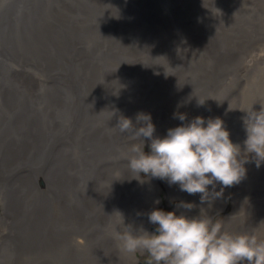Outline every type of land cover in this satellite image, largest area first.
Segmentation results:
<instances>
[{
	"label": "rangeland",
	"instance_id": "rangeland-1",
	"mask_svg": "<svg viewBox=\"0 0 264 264\" xmlns=\"http://www.w3.org/2000/svg\"><path fill=\"white\" fill-rule=\"evenodd\" d=\"M9 1L14 0H0V5ZM67 1L47 0L28 34L20 25L32 19L21 12L8 32H18L26 46L15 49L8 43L13 50L8 55L0 51V264H264V0H169L159 6L160 22L142 42L118 50L110 49V37H123L130 29H110L109 21L117 18L106 15L95 28L92 12L112 6L105 0ZM176 20L181 21L178 29ZM97 30H106L107 36ZM164 32L177 39L185 59L167 60L165 66L190 63L196 82L189 89L176 85L186 70L175 69L161 79V67L149 62L152 50L164 47ZM165 45L170 49L173 41ZM0 47H5L1 40ZM106 52L121 59H99ZM75 65L79 81L74 84ZM101 137H111L119 150L106 153ZM159 143L166 149L155 153ZM88 169L92 173L83 175ZM125 183L134 192L138 187V199L128 197ZM198 192L209 196L203 213L195 211L205 198ZM98 212L99 217H91ZM36 258L43 260L34 263Z\"/></svg>",
	"mask_w": 264,
	"mask_h": 264
},
{
	"label": "water",
	"instance_id": "water-1",
	"mask_svg": "<svg viewBox=\"0 0 264 264\" xmlns=\"http://www.w3.org/2000/svg\"><path fill=\"white\" fill-rule=\"evenodd\" d=\"M21 1V3H20ZM44 0H14L8 6L5 12L2 14L0 12V40L4 43L5 47L0 48V51H3L6 55L13 49L8 45V43L14 47H18L20 40V35L16 32H8L14 29L13 17L16 13L22 8L27 9L24 14L31 13L34 15V19L37 20L40 14L43 11V3ZM106 6H112L115 12L107 9L106 11L102 10V12L95 11L92 8L93 15L95 17L100 18L101 13H104L106 16H114L117 18V28L130 29L126 35L123 37H110L111 50H118L124 47L132 46L134 43H140L144 40V38L153 30V28L160 22L158 17L159 6L161 3L168 2L169 0H105ZM20 4V5H19ZM104 19V18H103ZM35 24H32V27ZM115 25V24H112ZM24 29L27 31L30 26L27 24L23 25ZM115 26H110L109 28H113ZM175 29L179 28V22L175 21ZM95 28H99L98 24L95 23ZM108 28V29H109ZM101 32L103 36H107L106 30H97ZM8 42L4 41L3 38ZM160 40L163 41L164 45L168 40L173 41V46L168 49L166 47H162L159 45L155 50L152 51L150 55V61L154 64V66L161 67L159 71V78H164L166 76L173 75L175 69H179L178 73L186 70L181 76L180 80L176 85H182L180 88H191L195 82L196 78L191 71V64H186L184 67H180L176 64L171 63L168 66H165L168 62L167 60L173 62L175 61H184L181 51L179 49V42L176 43L177 39L173 38L170 32H164L160 36ZM7 44H6V43ZM26 43L22 44L20 47H25ZM2 52V53H3ZM0 52V54L2 55ZM168 56L169 58H167ZM115 59L120 60V55H115ZM172 59V60H171ZM171 66H174L171 68ZM74 67L73 69V83L79 81L78 78V67ZM201 67V65H200ZM212 78H215V76ZM175 87V85L173 86ZM6 129H3L2 132L6 133L8 129V124L6 125Z\"/></svg>",
	"mask_w": 264,
	"mask_h": 264
},
{
	"label": "bare ground",
	"instance_id": "bare-ground-1",
	"mask_svg": "<svg viewBox=\"0 0 264 264\" xmlns=\"http://www.w3.org/2000/svg\"><path fill=\"white\" fill-rule=\"evenodd\" d=\"M47 0H44L43 1V3H42V5H44L45 4V2H46ZM51 1V0H50ZM56 1V0H55ZM67 1V0H66ZM69 1V0H68ZM67 1V2H68ZM176 1V0H175ZM174 1V2H175ZM255 1V0H254ZM179 2V1H178ZM187 2V1H186ZM5 3V2H4ZM7 3H8V1H7ZM9 3H10V1H9ZM20 3H21V1H20ZM57 3V2H56ZM74 3V2H73ZM49 4V3H48ZM55 4V3H54ZM9 4H1L0 5V12L3 14L4 12H5V10L7 9V6H8ZM20 5V4H19ZM66 5V4H65ZM174 4L172 3V6H173ZM245 5V4H244ZM54 6V5H53ZM171 6V7H172ZM251 6V5H250ZM46 7V6H45ZM49 7H50V5H49ZM61 7V6H60ZM68 7V6H67ZM175 7V6H174ZM174 7H172V8H174ZM182 7V6H181ZM198 7V6H197ZM249 7V6H248ZM253 7V6H252ZM177 8V7H176ZM196 8V7H195ZM263 8H264V6H263ZM27 9H29V8H22V6H21V10H19L17 13H16V15L13 17V23H14V28H15V26L17 25V23H16V21H18V17H19V14L22 12V13H24ZM45 9V8H44ZM71 9V8H70ZM110 11H112V12H115V10L113 9V8H108ZM196 9H199V8H196ZM65 10V9H64ZM180 10H181V8H180ZM248 10V9H247ZM67 11V10H66ZM172 11V10H171ZM192 11H195V10H192ZM219 11V10H218ZM72 12V11H71ZM184 12V11H183ZM203 12V11H202ZM206 12V11H205ZM204 12V13H205ZM220 12V11H219ZM218 12V13H219ZM56 13V12H55ZM190 13V12H189ZM198 13H200V12H198ZM208 13V12H207ZM212 13V12H211ZM222 13H224V12H222ZM239 13V12H238ZM264 13V12H263ZM91 14V13H90ZM89 14V15H90ZM167 14V13H166ZM175 15H176V13H174ZM179 14V13H178ZM183 14V13H182ZM185 14V13H184ZM186 14H188V13H186ZM221 14V13H220ZM258 13H256V15H257ZM27 15H30V17H31V19H32V21H26V22H23V23H21V25H20V29L23 31V32H25L26 34H28V32L24 29V27H23V25L24 24H27L28 26H32V24H35L36 23V20L33 18L34 17V15L33 14H31V13H27ZM41 15V14H40ZM92 15V14H91ZM105 14H103L102 15V13H101V17L100 18H98V17H95L94 15H93V19H94V21H95V23L96 24H98V21H100V20H102L105 16H104ZM213 16H214V14H212ZM225 15V14H224ZM223 15V16H224ZM238 15V14H237ZM254 15V14H253ZM22 16V15H21ZM68 16V15H67ZM186 16V15H185ZM185 16H183V17H185ZM202 16V15H201ZM205 16V15H204ZM204 16H202V17H204ZM210 16V15H209ZM216 16V15H215ZM220 16V15H219ZM29 17V16H28ZM69 17V16H68ZM86 17V16H85ZM84 17V18H85ZM108 17V16H107ZM110 17H112V16H110ZM170 17H171V15H170ZM189 17V16H188ZM211 17V16H210ZM242 16H240V18H241ZM263 17V16H262ZM46 18V17H45ZM49 18V17H48ZM81 18V17H80ZM176 18V17H175ZM186 18V17H185ZM206 18V17H205ZM208 18V17H207ZM53 19V18H52ZM57 19V18H56ZM71 19V18H70ZM88 19V18H87ZM87 19H86V21H87ZM171 19V18H170ZM173 19V18H172ZM178 19H180V17L178 18ZM215 19V18H214ZM76 20H78V19H76ZM184 20V19H183ZM190 20H192V19H190ZM72 21V20H71ZM74 21V20H73ZM194 21V20H193ZM210 21V20H209ZM235 21V20H234ZM241 21V20H240ZM49 22H50V20H49ZM105 22V21H104ZM180 22V24H181V21H179ZM184 22V21H183ZM189 22V21H188ZM191 22V21H190ZM207 22V21H206ZM39 23V22H38ZM53 23V22H52ZM102 23V22H101ZM117 23H118V20H110L109 21V24L111 25V26H117ZM186 23V22H185ZM237 23V22H236ZM240 23V22H239ZM264 23V22H263ZM37 24V23H36ZM62 24V23H61ZM69 24V23H68ZM87 24V23H86ZM85 24V25H86ZM112 24H115V25H112ZM200 24V23H199ZM202 24V23H201ZM80 25V24H79ZM95 25V24H94ZM194 25V24H193ZM203 25V24H202ZM226 25V24H225ZM229 25L230 24H228V27H229ZM235 25V24H234ZM239 25V24H238ZM66 26V25H65ZM68 26V25H67ZM175 26V25H174ZM36 27V26H35ZM81 27V26H80ZM197 27V26H196ZM219 27V26H218ZM234 27V26H233ZM242 27V26H241ZM257 27H259V26H257ZM264 27V26H263ZM114 28V27H113ZM180 28V27H179ZM189 28V27H188ZM201 28H203V27H201ZM208 28V27H207ZM216 28V27H215ZM231 28V27H230ZM237 28H238V26H237ZM34 29V28H33ZM39 29V28H38ZM48 29V28H47ZM49 29H50V27H49ZM86 29V28H85ZM89 29V28H88ZM111 29V28H110ZM260 29V28H259ZM258 29V30H259ZM31 30V29H30ZM53 30V29H52ZM63 30V29H62ZM93 30V29H92ZM118 30V29H117ZM120 30V29H119ZM197 30H198V28H197ZM211 30H213V29H211ZM217 30V29H216ZM233 30V29H232ZM242 30V29H241ZM241 30H240V32H241ZM244 30V29H243ZM115 31V30H114ZM186 31V30H185ZM184 31V32H185ZM206 31V30H205ZM221 31V30H220ZM222 31H223V29H222ZM230 31V30H229ZM237 31V30H236ZM51 32V31H50ZM53 32H54V30H53ZM71 32H73V31H71ZM75 32H77V31H75ZM83 32V31H82ZM178 32V31H177ZM193 32V31H192ZM198 32V31H197ZM196 32V33H197ZM202 32V31H201ZM200 32V33H201ZM239 32V31H238ZM18 35H19V33L18 32H16ZM31 33H32V30H31ZM91 33V32H90ZM181 33V32H180ZM195 33V32H194ZM204 33V32H203ZM218 33V32H217ZM233 33V32H232ZM231 33V34H232ZM243 33V32H242ZM23 34V33H22ZM35 34V33H34ZM50 34V33H49ZM53 34V33H52ZM67 34V33H66ZM96 34V33H95ZM209 34V33H208ZM212 34V33H211ZM236 34V33H235ZM240 34V33H239ZM199 35H201V34H199ZM238 35V34H237ZM109 36V35H108ZM114 36V35H113ZM122 36V35H121ZM161 36V35H160ZM195 36V35H194ZM215 36V35H214ZM225 36V35H224ZM232 36V35H231ZM247 36V35H246ZM25 38H26V36H24ZM48 37V36H47ZM158 37H159V35H158ZM197 37H198V34H197ZM234 37V36H233ZM51 38V37H50ZM71 38V37H70ZM178 38V37H177ZM198 38H200V37H198ZM208 38V37H207ZM212 38V37H211ZM222 38H224V37H222ZM221 38V39H222ZM229 38V37H228ZM247 38V37H246ZM42 39V38H41ZM213 39V38H212ZM231 39V38H230ZM236 39V38H235ZM243 39H245V38H243ZM106 40V39H105ZM156 40H157V38H156ZM184 40V39H183ZM186 40V39H185ZM192 40V39H191ZM209 40V39H208ZM237 40H240V38L239 39H237ZM69 41V40H68ZM74 41V40H73ZM96 41V40H95ZM206 41V40H205ZM211 41V40H210ZM221 41V40H220ZM220 41H217V42H220ZM246 41V40H245ZM27 42V40H23L21 37H20V40L18 41V43H19V46H21L22 44H24V43H26ZM29 42V41H28ZM142 42V41H141ZM158 42V41H157ZM181 42V41H180ZM184 42V44H185V41H183ZM198 42H200V41H198ZM213 42V41H212ZM230 42V41H229ZM233 42H234V40H233ZM61 43V42H60ZM84 43V42H83ZM87 43V42H86ZM109 43V42H108ZM196 43V42H195ZM205 43V42H204ZM206 43H209V42H206ZM205 43V44H206ZM224 43V42H223ZM27 44V43H26ZM48 44V43H47ZM56 44V43H55ZM96 44V43H95ZM144 44V43H143ZM158 44H159V42H158ZM157 44V45H158ZM168 44V43H167ZM198 44H200V43H198ZM216 44V43H215ZM224 44H226V43H224ZM237 44V43H236ZM241 44V43H240ZM243 44H244V41H243ZM59 45V44H58ZM57 45V46H58ZM64 45V44H63ZM72 45V44H71ZM93 45V44H92ZM156 45V46H157ZM161 45V44H160ZM163 45V44H162ZM195 45V44H194ZM197 45V44H196ZM221 45V44H220ZM235 45V44H234ZM34 46V45H33ZM42 46V45H41ZM138 46H139V44H138ZM166 45H164V47H165ZM168 46V45H167ZM191 46H192V44H191ZM201 46V45H200ZM199 46V47H200ZM213 46V45H212ZM226 46V45H225ZM231 46V45H230ZM229 46V47H230ZM63 47V46H62ZM96 47V46H95ZM135 47H136V44H135ZM183 47H185V46H183ZM182 47V48H183ZM187 47H190V46H187ZM221 47V46H220ZM1 48V47H0ZM23 48V47H22ZM56 48V47H55ZM108 47H106V49H107ZM155 48H157V47H155ZM210 48V47H209ZM15 49H16V47H15ZM29 49V48H28ZM41 49V48H40ZM53 49V48H52ZM129 49V48H128ZM150 49V48H149ZM193 49V48H192ZM196 49V48H195ZM199 49V48H198ZM223 49H225V47L223 48L222 47V49H221V51L223 50ZM229 49H232V47L231 48H229ZM253 49V48H252ZM255 49V48H254ZM39 50V49H38ZM45 50V49H44ZM86 50V49H85ZM143 50V49H142ZM155 50V49H154ZM200 50V49H199ZM22 51V50H21ZM30 51V50H29ZM103 51V50H102ZM153 51V50H152ZM211 51V50H210ZM220 51V50H219ZM226 51H229V50H227L226 49ZM33 52V51H32ZM46 52H47V50H46ZM50 52V51H49ZM146 52H148V51H146ZM203 52V51H202ZM225 52V51H224ZM231 52H233V50H231ZM39 53H40V51H39ZM58 53V52H57ZM190 53V52H189ZM204 53V52H203ZM208 53V52H207ZM11 54V53H10ZM29 54V53H28ZM43 54V53H42ZM49 54V53H48ZM56 54V53H55ZM59 54V53H58ZM65 54V53H64ZM127 54V53H126ZM140 54V53H139ZM193 54V53H192ZM216 54V53H215ZM260 54V53H259ZM1 55V54H0ZM41 55V54H40ZM45 55V54H44ZM69 55V54H68ZM98 55V54H97ZM148 55V54H147ZM207 55V54H206ZM217 56H218V53L216 54ZM14 56V55H13ZM28 56V55H27ZM36 56V55H35ZM46 56H48L47 54H46ZM65 56H66V54H65ZM103 56H114L115 57V55L112 53V52H106V53H104V54H102V55H98V57H99V59H101V57H103ZM135 56V55H134ZM142 56V55H141ZM190 56V55H189ZM195 56V55H194ZM209 56V55H208ZM234 56V55H233ZM9 57V56H8ZM32 57H33V55H32ZM97 57V56H96ZM138 57V56H137ZM198 57V56H197ZM202 57V56H201ZM220 57V56H219ZM2 58H3V56H2ZM21 58V57H20ZM51 58V57H50ZM196 58V57H195ZM199 58V57H198ZM216 58V57H215ZM233 58V57H232ZM4 59V58H3ZM40 59V58H39ZM44 59V58H43ZM202 59V58H201ZM231 59V58H230ZM257 59V58H256ZM9 60V59H8ZM15 60V59H14ZM20 60V59H19ZM62 60H63V58H62ZM129 60V59H128ZM198 60H200V59H198ZM206 60V59H205ZM215 60V59H214ZM222 60V59H221ZM220 60V61H221ZM228 60V59H227ZM226 60V61H227ZM12 61H13V59H12ZM29 61V60H28ZM33 61V60H32ZM35 61H38V60H35ZM94 61V60H93ZM137 61V60H136ZM190 61H192V60H190ZM252 61V60H251ZM256 61V60H255ZM14 62V61H13ZM21 62V61H20ZM39 62H40V60H39ZM42 62V61H41ZM64 62V61H63ZM100 62V61H99ZM135 62V61H134ZM198 62V61H197ZM202 62H204L203 60H202ZM209 62H211V61H209ZM213 62V61H212ZM219 62V61H218ZM228 62H229V60H228ZM15 63V62H14ZM13 63V64H14ZM30 63V62H29ZM29 63H27V64H29ZM35 63V62H34ZM136 63V62H135ZM192 63V62H191ZM194 63V62H193ZM206 63H207V61H206ZM217 63V62H216ZM18 64V63H17ZM23 64V63H22ZM58 64V63H57ZM115 64V63H114ZM209 63H207L206 65H208ZM213 64H214V62H213ZM248 64V63H247ZM4 65V64H3ZM9 65H11V64H9ZM19 65V64H18ZM50 65V64H49ZM199 65V64H198ZM201 65V64H200ZM224 65V64H223ZM231 65V64H230ZM229 65V66H230ZM30 66V65H29ZM41 66V65H40ZM202 66V65H201ZM209 66V65H208ZM211 66V65H210ZM21 67V66H20ZM46 67V66H45ZM59 67V66H58ZM199 67V66H198ZM219 67V66H218ZM221 67V66H220ZM17 68H19V67H17ZM50 68V67H49ZM62 68V67H61ZM61 68L59 67V69L61 70ZM145 68V67H144ZM202 68H204V67H202ZM206 68V67H205ZM229 68V67H228ZM258 68V67H257ZM263 68V67H262ZM8 69V68H7ZM35 69V68H34ZM52 69V68H51ZM197 69V68H196ZM195 69V70H196ZM212 69V68H211ZM219 69V68H218ZM2 70V69H1ZM16 70V69H15ZM58 70V69H57ZM194 70V72H198V71H195ZM213 70V69H212ZM229 70V69H228ZM48 71V70H47ZM70 71V70H69ZM206 71V70H205ZM215 71V70H214ZM41 72H43V71H41ZM50 72V71H49ZM131 72V71H130ZM3 73H4V71H3ZM25 73V72H24ZM46 73V72H45ZM94 73V72H93ZM149 73V72H148ZM212 73V72H211ZM257 73H259V72H257ZM2 74V73H1ZM42 74V73H41ZM44 74V73H43ZM49 74V73H48ZM58 74V73H57ZM56 74V75H57ZM205 74V72H203V75ZM261 74V73H260ZM60 75V74H59ZM69 74H66V77L68 76ZM139 75V74H138ZM198 75V74H197ZM29 76V75H28ZM142 76V75H141ZM194 76H195V73H194ZM210 76V75H209ZM209 76H208V78H209ZM212 76V75H211ZM49 77V76H48ZM89 77V76H88ZM206 77H207V75H206ZM224 77H225V75H224ZM227 77H229V76H227ZM256 77V76H255ZM254 77V78H255ZM109 78V77H108ZM154 78H157L156 76L154 77ZM153 78V79H154ZM226 78V77H225ZM10 79V78H9ZM167 79V78H166ZM207 79V78H206ZM219 79V78H218ZM223 79V78H222ZM97 80V79H96ZM130 80V79H129ZM175 80V79H174ZM198 80V79H197ZM210 80V79H209ZM217 80V79H216ZM12 81V80H11ZM45 81V80H44ZM202 81H203V79H202ZM208 81V80H207ZM213 81H215V80H213ZM249 81V80H248ZM87 82V81H86ZM105 82V81H104ZM199 82V81H198ZM219 82H220V80H219ZM218 82V83H219ZM262 82V81H261ZM149 83H150V80H149ZM202 83V82H201ZM210 83H213V82H210ZM222 83H223V80H222ZM248 83H250V81L248 82ZM11 84V83H10ZM9 84V85H10ZM83 84V83H82ZM143 84V83H142ZM147 84V83H146ZM176 84H177V82H176ZM4 85V84H3ZM22 85V84H21ZM62 85V84H61ZM81 85V84H80ZM157 85V84H156ZM175 85V84H174ZM173 85V86H174ZM214 85V84H213ZM212 85V86H213ZM12 86V85H11ZM17 86V85H16ZM33 86V85H32ZM83 86V85H82ZM164 86V85H163ZM172 86V87H173ZM201 86V85H200ZM199 86V87H200ZM225 86H227V85H225ZM209 87H211V86H209ZM221 87V86H220ZM52 88V87H51ZM111 88V87H110ZM131 88V87H130ZM208 88V87H207ZM211 88H213V89H215L214 87H211ZM224 88V87H223ZM189 89V88H188ZM201 89V88H200ZM217 89H218V87H217ZM89 90V89H88ZM155 90V89H154ZM161 90V89H160ZM202 90H204V89H202ZM260 89H258V91H259ZM121 91H122V89H121ZM171 91V90H170ZM186 91V90H185ZM227 91V90H226ZM243 91V90H242ZM263 91V90H262ZM172 92H174V91H172ZM202 92V91H201ZM221 92V91H220ZM235 92V91H234ZM246 92V91H245ZM24 93V92H23ZM171 93V92H170ZM188 93V92H187ZM193 93V92H192ZM202 93H205V92H202ZM240 93V92H239ZM244 93V92H243ZM258 93V92H257ZM262 93V92H261ZM264 93V92H263ZM262 93V94H263ZM53 94V93H52ZM118 94V93H117ZM184 94V93H183ZM189 94V93H188ZM22 95V94H21ZM111 95V94H110ZM175 95V94H174ZM187 95V94H186ZM201 95V94H200ZM242 95V94H241ZM248 95V94H247ZM258 95V94H257ZM29 96V95H28ZM206 96V95H205ZM208 96V95H207ZM215 96V95H214ZM243 96V95H242ZM7 97V96H6ZM18 97V96H17ZM53 97V96H52ZM59 97V96H58ZM174 97V96H173ZM217 97V96H216ZM248 97V96H247ZM263 97V96H262ZM10 98V97H9ZM51 98V97H50ZM169 98V97H168ZM180 98V97H179ZM190 98V97H189ZM192 98V97H191ZM201 98V97H200ZM203 98V97H202ZM244 98V97H243ZM242 98V99H243ZM18 99V98H17ZM29 99V98H28ZM172 99V98H171ZM174 99V98H173ZM231 99V98H230ZM241 99V98H240ZM239 99V100H240ZM14 100V99H13ZM45 100V99H44ZM104 100V99H103ZM106 100V99H105ZM144 100V99H143ZM147 100V99H146ZM164 100H166V98L164 99ZM186 100V99H185ZM216 100V99H215ZM6 101V100H5ZM12 101V100H11ZM58 101V100H57ZM62 101V100H61ZM162 101V100H161ZM160 101V102H161ZM199 101H200V99H199ZM198 101V102H199ZM203 101V100H202ZM205 101V100H204ZM210 101V100H209ZM246 101V100H245ZM18 102V101H17ZM37 102V101H36ZM115 102V101H114ZM153 101H151V103H152ZM159 102V103H160ZM166 102H168V101H166ZM195 102V101H194ZM264 102V101H263ZM12 103V102H11ZM27 103V102H26ZM55 103V102H54ZM156 103V102H155ZM236 103V102H235ZM240 103V102H239ZM252 103V102H251ZM23 104V103H22ZM30 104V103H29ZM65 104V103H64ZM68 104V103H67ZM146 104V103H145ZM153 104V103H152ZM158 104V103H157ZM156 104V105H157ZM196 104H197V101H196ZM204 104V103H203ZM212 104V103H211ZM213 104H214V102H213ZM226 104V103H225ZM7 105V104H6ZM11 105V104H10ZM24 105V104H23ZM76 105V104H75ZM164 105V104H163ZM188 105V104H187ZM207 105V104H206ZM205 105V107H207ZM231 105V104H230ZM229 105V106H230ZM241 105V104H240ZM243 105V104H242ZM26 106V105H25ZM42 106V105H41ZM55 106V105H54ZM65 106V105H64ZM72 106V105H71ZM199 107H200V105H198ZM197 106V107H198ZM201 106H202V104H201ZM217 106V105H216ZM222 106V105H221ZM226 106V105H225ZM258 106V105H257ZM27 107V106H26ZM47 107V106H46ZM109 107V106H108ZM141 107H142V105H141ZM147 107V106H146ZM151 107V106H150ZM209 107V106H208ZM207 107V108H208ZM213 107V106H212ZM227 107V106H226ZM242 107V106H241ZM246 107V106H245ZM15 108V107H14ZM69 108H70V106H69ZM183 108V107H182ZM236 108V107H235ZM238 108V107H237ZM249 108H251V107H249ZM17 109V108H16ZM15 109V110H16ZM102 109V108H101ZM148 109V108H147ZM170 109V108H169ZM191 109V108H190ZM199 109V108H198ZM202 109V108H201ZM216 109V108H215ZM234 109V108H233ZM244 109V108H243ZM243 109H241V110H243ZM262 108H260V110H261ZM13 110V109H12ZM11 110V111H12ZM14 110V111H15ZM119 110H121V109H119ZM154 110V109H153ZM171 110V109H170ZM228 110V109H227ZM235 110V109H234ZM233 110V111H234ZM238 110V109H237ZM236 110V111H237ZM33 111V110H32ZM44 111V110H43ZM102 111H103V109H102ZM110 111H112V110H110ZM114 111V110H113ZM137 111V110H136ZM159 111V110H158ZM177 111V110H176ZM198 111V110H197ZM201 111H203V110H201ZM18 112V111H17ZM73 112V111H72ZM174 112V111H173ZM225 112H226V110H225ZM229 112V111H228ZM246 112V111H245ZM264 112V111H263ZM10 113V112H9ZM23 113V112H22ZM74 113V112H73ZM159 113V112H158ZM196 113V112H195ZM194 113V114H195ZM199 113V112H198ZM202 113V112H201ZM200 113V114H201ZM231 113V112H230ZM250 113H252V112H250ZM3 114V113H2ZM48 114V113H47ZM176 114V113H175ZM178 114V113H177ZM184 114V113H183ZM199 114V115H200ZM226 114V117H227V113H225ZM229 114V113H228ZM249 114V113H248ZM50 115V114H49ZM230 115V114H229ZM246 115V114H245ZM3 116V115H2ZM55 116V115H54ZM53 116V117H54ZM57 116V115H56ZM74 116V115H73ZM157 116V115H156ZM173 116H175V115H173ZM184 116H186V115H184ZM190 116V115H189ZM195 116H197V113H196V115ZM195 116H194V118H195ZM263 116V115H262ZM26 117V116H25ZM77 117V116H76ZM219 117V116H218ZM264 117V116H263ZM8 118V117H7ZM43 118V117H42ZM46 118V117H45ZM137 118V117H136ZM176 118V117H175ZM178 118V117H177ZM184 118V117H183ZM188 118V117H187ZM200 118V117H199ZM231 118V117H230ZM259 118V117H258ZM24 119V118H23ZM222 119H225V118H222ZM221 119V120H222ZM232 119V118H231ZM230 119V120H231ZM262 119V118H261ZM189 120V119H188ZM72 121V120H71ZM227 121V120H226ZM262 121V120H261ZM17 122V121H16ZM41 122H42V120H41ZM46 122V121H45ZM188 122V121H187ZM232 122V121H231ZM246 122V121H245ZM248 122V121H247ZM255 122V121H254ZM253 122V123H254ZM5 123H6V121H5ZM33 123V122H32ZM180 123H181V121H180ZM230 123V122H229ZM228 123V124H229ZM11 124V123H10ZM36 124V123H35ZM51 124V123H50ZM178 124V123H177ZM189 124V123H188ZM233 124V123H232ZM251 124V123H250ZM48 125V124H47ZM68 125H70V124H68ZM73 125H74V123H73ZM79 125V124H78ZM165 125V124H164ZM55 126V125H54ZM75 126V125H74ZM224 126V125H223ZM223 126H221V127H223ZM248 126V125H247ZM250 126V125H249ZM48 127V126H47ZM183 127V126H182ZM232 127V126H231ZM241 127V126H240ZM259 127V126H258ZM16 128V127H15ZM20 128V127H19ZM49 131H52L51 129V127H50V125H49ZM69 128V127H68ZM187 128V127H186ZM248 128V127H247ZM250 128V127H249ZM255 128V127H254ZM4 129V128H3ZM61 129V128H60ZM59 129V130H60ZM122 129V128H121ZM184 129V128H183ZM200 129V128H199ZM227 129H228V127H227ZM262 129V128H261ZM264 129V128H263ZM1 130H2V128H1ZM16 130V129H15ZM20 130V129H19ZM29 130V129H28ZM55 130H57V129H55ZM62 130V129H61ZM68 130V129H67ZM119 130V129H118ZM124 130V129H123ZM189 130H190V128H189ZM214 130V129H213ZM230 130V129H229ZM228 130V131H229ZM248 130V129H247ZM258 130V129H257ZM256 130V131H257ZM46 131V130H45ZM54 131V130H53ZM52 131V132H53ZM65 131H66V129H65ZM171 131V130H170ZM177 131V130H176ZM219 131V130H218ZM217 131V132H218ZM225 131V130H224ZM231 131V130H230ZM238 131V130H237ZM12 132V131H11ZM32 132H33V130H32ZM31 132V133H32ZM58 132H60V131H57V134H58ZM61 132H63V131H61ZM80 132V131H79ZM103 132V131H102ZM101 132V133H102ZM118 132V131H117ZM167 132H168V130H167ZM247 132V131H246ZM18 133V132H17ZM67 133V132H66ZM68 133H70V132H68ZM75 133V132H74ZM159 133V132H158ZM195 133V132H194ZM201 133V132H200ZM231 133V132H230ZM252 133V132H251ZM4 134H6V133H4ZM25 134V133H24ZM29 134V133H28ZM44 134V133H43ZM49 134V133H48ZM55 134V133H54ZM63 134H64V132H63ZM78 134V133H77ZM106 134V133H105ZM122 134V133H121ZM164 134V133H163ZM165 134H166V132H165ZM177 134V133H176ZM188 134V133H187ZM197 134V133H196ZM221 134V133H220ZM225 134V133H224ZM233 134V133H232ZM254 134V133H253ZM3 135V134H2ZM17 135V134H16ZM30 135V134H29ZM37 135V134H36ZM53 135V134H52ZM60 135V134H59ZM100 135V134H99ZM193 135V134H192ZM195 135V134H194ZM201 135V134H200ZM239 135V134H238ZM261 135V134H260ZM20 136V135H19ZM27 136V135H26ZM25 136V137H26ZM47 136V135H46ZM73 136V135H72ZM76 136V135H75ZM158 136V135H157ZM166 136H167V134H166ZM231 136V135H230ZM240 136V135H239ZM243 136V135H242ZM1 137V136H0ZM5 137V136H4ZM24 137V136H23ZM32 137V136H31ZM60 137H62V136H60ZM187 137V136H186ZM190 137H192V136H190ZM261 137V136H260ZM12 138V137H11ZM48 138V137H47ZM50 138V137H49ZM52 138V137H51ZM66 138V137H65ZM165 138V137H164ZM222 138V137H221ZM225 138V137H224ZM250 138V137H249ZM2 139V138H1ZM22 139V138H21ZM27 139V138H26ZM45 139V138H44ZM61 139V138H60ZM72 139V138H71ZM101 139V141L103 140V142H102V149H107V151H106V153H111L112 151H114L115 150V148H116V150H115V152H113V153H116L118 150H119V148H120V146H119V144L115 141V140H112V138L110 137V138H103V137H101L100 138ZM185 139V138H184ZM192 139V138H191ZM241 139V138H240ZM252 139V138H251ZM36 140V139H35ZM38 140V139H37ZM65 140V139H64ZM67 140V139H66ZM231 140V139H230ZM229 140V141H230ZM235 140H237V139H235ZM242 140V139H241ZM244 140V139H243ZM10 141V140H9ZM29 141H30V139H29ZM32 141V140H31ZM50 141H52V140H50ZM71 141V140H70ZM77 141V140H76ZM169 141H171V140H169ZM177 142H178V144L180 145V148L181 149H183V144H182V142H180L179 140H176ZM224 141V140H223ZM222 141V142H223ZM228 141V140H227ZM2 142H3V140H2ZM14 142V141H13ZM22 142V141H21ZM44 142V141H43ZM53 142V141H52ZM96 142V141H95ZM106 142V143H105ZM122 142V141H121ZM165 142V141H164ZM163 142V143H164ZM244 142V141H243ZM9 143V142H8ZM15 143V142H14ZM162 143V142H161ZM161 143H159V144H157V146H156V148H155V153H157L160 149V153L162 152V151H164L166 148L164 147V148H162L163 147V145L164 144H161ZM246 143V142H245ZM7 144V143H6ZM42 145H43V143H41ZM72 144V143H71ZM87 144H88V142H87ZM21 145V144H20ZM30 145V144H29ZM45 145V144H44ZM84 145V144H83ZM85 145H86V143H85ZM93 145V144H92ZM152 145V144H151ZM155 145H156V143H155ZM168 145V144H167ZM233 145V144H232ZM238 145V144H237ZM23 146H25V145H23ZM80 146V145H79ZM187 146V145H186ZM193 146V145H192ZM19 147V146H18ZM22 147V146H21ZM26 147H28V146H26ZM167 147V146H166ZM235 147V146H234ZM24 148V147H23ZM38 148V147H37ZM43 148V147H42ZM83 148V147H82ZM187 148V147H186ZM192 148V147H191ZM2 149V148H1ZM39 149V148H38ZM73 149V148H72ZM169 149V148H168ZM233 149V148H232ZM26 150V149H25ZM28 150V149H27ZM32 150V149H31ZM35 150H36V148H35ZM187 150V149H186ZM227 150V149H226ZM16 151V150H15ZM37 151V150H36ZM40 151V150H39ZM2 152H3V150H2ZM18 152V151H17ZM30 152V151H29ZM34 152V151H33ZM32 152V153H33ZM41 152H42V149H41ZM88 152V151H87ZM90 152V151H89ZM127 152H128V149H127ZM230 152V151H229ZM232 152H233V150H232ZM239 152V151H238ZM12 153V152H11ZM20 153V152H19ZM38 154H39V152H37ZM105 153V152H104ZM160 153H159V155H160ZM227 153V152H226ZM234 153V152H233ZM247 153V152H246ZM8 154V153H7ZM36 154V153H35ZM38 154H36V155H38ZM82 154V153H81ZM90 154H92V152L90 153ZM97 154V153H96ZM174 154H175V152H174ZM194 154V153H193ZM241 154V153H240ZM239 154V155H240ZM243 154H245V153H243ZM2 155V154H1ZM11 155V154H10ZM19 155V154H18ZM30 155V154H29ZM29 155H28V157H29ZM32 155V154H31ZM42 155V154H41ZM154 155V154H153ZM158 155V156H159ZM231 155H232V153H231ZM17 156V155H16ZM24 156V155H23ZM40 156V155H39ZM107 156V155H106ZM138 156H139V152H138ZM156 156V155H155ZM188 156V155H187ZM224 156H227L226 154L224 155ZM228 156H229V153H228ZM236 156H237V154H236ZM235 156V157H236ZM13 157V156H12ZM27 156H26V158H28ZM32 157V156H31ZM45 157V156H44ZM163 157V156H162ZM233 157V156H232ZM234 157V158H235ZM21 158V157H20ZM37 158V157H36ZM35 158V159H36ZM70 158V157H69ZM93 158V157H92ZM102 158V157H101ZM167 158V157H166ZM231 158V157H230ZM240 158V157H239ZM257 158V157H256ZM259 158H261V157H259ZM1 159V158H0ZM16 159V158H15ZM17 159H18V157H17ZM32 159V158H31ZM34 159V160H35ZM38 159H39V157H38ZM42 159H44V158H42ZM242 159H243V157H242ZM46 160V159H45ZM64 160V159H63ZM94 160V159H93ZM237 160V159H236ZM22 161V160H21ZM29 161H30V159H29ZM32 161H33V159H32ZM37 161V160H36ZM41 161V160H40ZM44 161V160H43ZM75 161V160H74ZM91 161V160H90ZM182 161V160H181ZM241 161V160H240ZM244 161V160H243ZM8 162H10V160L8 161ZM27 162V161H26ZM31 162V161H30ZM48 162V161H47ZM71 162H73V161H71ZM96 162V161H95ZM161 162V161H160ZM165 162V161H164ZM226 162H227V160H226ZM13 163V162H12ZM20 163V162H19ZM22 163H24V161H22ZM33 163V162H32ZM36 163V162H35ZM46 163V162H45ZM181 163V162H180ZM236 163V162H235ZM240 163V162H239ZM256 163V162H255ZM25 164V163H24ZM29 164V163H28ZM34 164V163H33ZM64 164V163H63ZM164 164V163H163ZM166 164V163H165ZM189 164V163H188ZM258 164V163H257ZM15 165V164H14ZM30 165V164H29ZM34 165H36V164H34ZM55 165V164H54ZM77 165V164H76ZM244 165H245V163H244ZM1 166V165H0ZM23 166V165H22ZM28 166V165H27ZM31 166H32V164H31ZM60 166V165H59ZM193 166V165H192ZM248 166V165H247ZM246 166V167H247ZM2 167V166H1ZM20 167V166H19ZM19 167H16V169L17 168H19ZM26 167V166H25ZM90 167V166H89ZM165 167V166H164ZM179 167V166H178ZM187 167V166H186ZM259 167H260V164H259ZM11 168V167H10ZM23 168V167H22ZM27 168V167H26ZM35 168H36V166H35ZM70 168H72V167H70ZM174 168V167H173ZM230 168V167H229ZM3 169V168H2ZM55 169V168H54ZM53 169V170H54ZM74 169V168H73ZM137 169V168H136ZM162 169V168H161ZM168 169V168H167ZM170 169V168H169ZM199 169V168H198ZM236 169V168H235ZM261 169H262V167H261ZM264 169V168H263ZM18 170H20V169H18ZM26 170V169H25ZM59 170V169H58ZM68 170V169H67ZM2 171V170H1ZM7 171V170H6ZM13 171H15V170H13ZM20 171H22V170H20ZM70 171V170H69ZM76 171V170H75ZM115 171V170H114ZM203 171V170H202ZM238 171V170H237ZM245 171V170H244ZM256 171V170H255ZM12 172V171H11ZM17 172H19V171H17ZM16 172V173H17ZM117 172V171H116ZM259 172V171H258ZM9 173V172H8ZM19 173H21V172H19ZM31 173V172H30ZM92 173V171L90 170V169H88V170H86V172L83 174V175H86V176H88V175H90ZM181 173V172H180ZM2 174V173H1ZM42 174V173H41ZM71 174H74V173H71ZM51 175V174H50ZM59 175H61V173L59 174ZM70 175V174H69ZM68 175V176H69ZM241 175V174H240ZM8 176V175H7ZM10 176V175H9ZM27 176H29L28 174H27ZM30 176H33V175H30ZM40 176V175H39ZM58 176V175H57ZM203 176V175H202ZM242 176H244V175H242ZM2 177V176H1ZM90 177V176H89ZM250 177V176H249ZM27 178V177H26ZM31 178V177H30ZM30 178H27V179H30ZM41 178V177H40ZM51 178V177H50ZM49 178V179H50ZM58 178V177H57ZM87 178V177H86ZM190 178V177H189ZM6 179V178H5ZM114 179V178H113ZM8 180V179H7ZM52 180H53V178H52ZM84 180V179H83ZM87 180V179H86ZM92 180V179H91ZM112 180V179H111ZM202 180V179H201ZM264 180V179H263ZM10 181V180H9ZM26 181V180H25ZM72 181V180H71ZM79 181H80V178H79ZM108 181V180H107ZM77 182V181H76ZM85 182V181H84ZM125 182V181H124ZM247 182V181H246ZM252 182V181H251ZM22 184H23V182H22ZM22 184H20V185H22ZM26 184V183H25ZM53 184V183H52ZM52 184H50V185H52ZM59 184V183H58ZM79 184H81V183H79ZM116 184V183H115ZM126 185L122 188V189H124V188H127L126 189V193L127 194H129L130 196H128V197H135L136 199H138L139 198V195H140V192L138 191V187H137V192H134L133 191V187L131 186V188H132V190H131V188L129 187L130 185H131V183H125ZM19 185V186H20ZM54 185V184H53ZM70 185H72V184H70ZM98 185V184H97ZM107 185V184H106ZM171 185V184H170ZM191 185V184H190ZM25 186V185H24ZM22 187V186H21ZM30 187V186H29ZM31 187H33V186H31ZM50 187H52V186H50ZM72 187V186H71ZM119 187V186H118ZM247 187V186H246ZM27 188V187H26ZM57 188H59V187H57ZM77 188V187H76ZM99 188V187H98ZM105 188H107V187H105ZM130 188V189H129ZM33 189V188H32ZM51 189H54V188H51ZM79 189V188H78ZM22 190V189H21ZM24 190V189H23ZM108 190V189H107ZM121 190V189H120ZM175 190V189H174ZM261 190V189H260ZM264 190V189H263ZM30 191V190H29ZM28 191V192H29ZM34 191V190H33ZM36 191V190H35ZM84 191V190H83ZM191 191V190H190ZM18 192V191H17ZM26 192V191H25ZM52 192V191H51ZM60 192H62V191H60ZM59 192V193H60ZM170 192V191H169ZM193 192V191H192ZM243 192V191H242ZM245 192V191H244ZM30 193V192H29ZM28 193V194H29ZM33 193V192H32ZM49 193H50V191H49ZM65 193V192H64ZM81 193H83V192H81ZM195 193V192H194ZM79 194H80V192H79ZM102 194V193H101ZM186 194V193H185ZM199 196H201V197H205L204 199H201L200 200V202H199V206H198V208L195 210V211H198L199 213H203V212H205L207 209H208V207H209V196H208V199L206 198V196H204L203 194H201L200 195V193L198 192L197 193ZM31 194H29L28 196H30ZM34 195V194H33ZM45 195H46V193H45ZM50 195H51V193H50ZM53 195V194H52ZM94 195V194H93ZM96 195H94V197H95ZM168 196V195H167ZM172 196V195H171ZM32 197V196H31ZM36 197V196H35ZM50 197V196H49ZM53 197V196H52ZM81 197V196H80ZM176 197V196H175ZM198 197V196H197ZM245 197H246V195H245ZM38 198V197H37ZM64 198V197H63ZM103 198V197H102ZM183 198V197H182ZM196 198V197H195ZM15 199V198H14ZM16 199H18L17 198V196H16ZM23 199V198H22ZM26 199V198H25ZM54 199H56V198H54ZM88 199V198H87ZM107 199V198H106ZM169 199V198H168ZM245 199V198H244ZM26 200H28V199H26ZM25 200V201H26ZM32 200V199H31ZM34 200V199H33ZM36 200V199H35ZM103 200V199H102ZM104 200H105V198H104ZM12 201V200H11ZM66 201V200H65ZM118 201V200H117ZM27 202V201H26ZM30 202H32V201H30ZM100 202V201H99ZM104 202V201H103ZM5 203H7V202H5ZM28 203V202H27ZM38 203V202H37ZM37 203H36V207H37ZM171 203V202H170ZM12 204V203H11ZM14 204H15V202H14ZM13 204V205H14ZM17 204H19V203H17ZM21 204V203H20ZM35 204V203H34ZM41 204V203H40ZM51 204V203H50ZM65 204V203H64ZM96 204H98V203H96ZM114 204V203H113ZM115 204H116V202H115ZM25 205H27V204H25ZM31 205V204H30ZM101 205V204H100ZM111 205V204H110ZM118 205V204H117ZM120 205V204H119ZM9 206V205H8ZM24 206V205H23ZM35 206V205H34ZM104 206V205H103ZM112 206H114V205H112ZM116 206V205H115ZM13 207V206H12ZM35 207V208H36ZM18 208V207H17ZM30 208H32V207H30ZM51 208V207H50ZM71 208V207H70ZM98 208V207H97ZM104 208V207H103ZM102 208V209H103ZM118 208V207H117ZM23 209V208H22ZM29 209V208H28ZM63 209V208H62ZM101 209V210H102ZM111 209H112V207H111ZM195 209V208H194ZM8 210V209H7ZM25 210V209H24ZM72 210V209H71ZM105 210V209H104ZM110 210V209H109ZM108 210V211H109ZM113 210H115V209H113ZM256 210H258V209H256ZM117 211V210H116ZM10 212H12V211H10ZM33 212H35V211H33ZM105 212V211H104ZM112 212H114V211H112ZM19 213V212H18ZM23 213V212H22ZM26 213V212H25ZM67 213V212H66ZM90 213L91 212H89V215H90ZM100 213L101 212H98L97 214H95V215H93V216H91V217H93V218H96V217H99V215H100ZM10 214V213H9ZM21 214V213H20ZM51 214V213H50ZM113 214V213H112ZM192 214V213H191ZM13 215V214H12ZM17 215V214H16ZM193 215V214H192ZM32 216V215H31ZM16 217V216H15ZM14 217V218H15ZM36 216H34V217H30V219L29 220H27V224H29V221H31V220H34V218H35ZM65 217V216H64ZM19 218V217H18ZM20 219H21V217H20ZM67 219V218H66ZM263 219V218H262ZM25 220V219H24ZM102 220V219H101ZM19 221V220H18ZM65 221V220H64ZM105 221V220H104ZM186 221V220H185ZM21 222V221H20ZM100 222V221H99ZM260 222H261V220H260ZM13 224V223H12ZM11 224V225H12ZM22 224V223H21ZM100 224V223H99ZM103 224V223H102ZM106 224V223H105ZM9 226V225H8ZM21 226V225H20ZM17 231V230H16ZM16 231H15V233H16ZM93 231V230H92ZM94 233V232H93ZM97 234V233H96ZM42 235V234H41ZM9 236H11V235H9ZM19 237V236H18ZM44 237H46V236H44ZM18 239V238H17ZM45 239V238H44ZM93 239V238H92ZM47 240V239H46ZM45 240V241H46ZM91 240V239H90ZM66 241V240H65ZM66 243V242H65ZM46 246V245H45ZM22 248H24V247H22ZM106 248H107V246H106ZM62 250H66V246H64L61 250H60V254H61V258L63 259V257H64V253L63 252H61ZM240 250H242V249H240ZM41 255V254H40ZM44 255H45V253H44ZM43 255V256H44ZM48 255H49V253H48ZM42 256V257H43ZM37 257V256H36ZM45 257H48V256H45ZM50 257V256H49ZM44 258V257H43ZM42 259V258H41ZM41 259H39V258H36V261H34V263H38V262H40L41 261ZM72 259H74V258H72ZM43 260V259H42ZM49 260V259H48ZM48 260H47V262H48ZM76 260V259H75ZM74 260V261H75ZM32 261V260H31ZM33 261H32V263H33ZM67 261V260H66ZM68 262V261H67ZM69 262H71V261H69ZM41 263V262H40ZM43 263H44V261H43Z\"/></svg>",
	"mask_w": 264,
	"mask_h": 264
}]
</instances>
